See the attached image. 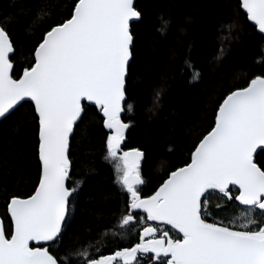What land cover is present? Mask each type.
<instances>
[{
	"label": "snow or ice",
	"instance_id": "6c2138e0",
	"mask_svg": "<svg viewBox=\"0 0 264 264\" xmlns=\"http://www.w3.org/2000/svg\"><path fill=\"white\" fill-rule=\"evenodd\" d=\"M6 6L18 11L0 17V119L23 103L30 106L37 179L26 193L8 192L5 184L8 227L0 221V264H138L149 254V264H264V162L256 159L264 152V71L227 91L186 159L144 194V153L123 147L130 122L121 119L133 59L131 23L141 16L134 0H72L58 20L51 19V0H34L31 7L8 0ZM239 8L264 33V0H239ZM41 21L50 22L32 46L30 62L14 74L16 46L9 27L30 32ZM234 32L233 24H221L219 55ZM185 61L186 69L194 68L187 55ZM198 78L194 73L192 79ZM164 92L163 85L154 91V109ZM85 102L101 114L105 160L123 198L117 224L101 237L118 236L130 246L103 254L99 241H89L61 256L48 244L61 239L82 184L72 181L69 187L71 140ZM0 165L6 182L13 165L4 155ZM210 193L246 211L214 219ZM257 210L259 220L253 218Z\"/></svg>",
	"mask_w": 264,
	"mask_h": 264
},
{
	"label": "trees",
	"instance_id": "16d2710c",
	"mask_svg": "<svg viewBox=\"0 0 264 264\" xmlns=\"http://www.w3.org/2000/svg\"><path fill=\"white\" fill-rule=\"evenodd\" d=\"M22 2L31 7L34 0ZM7 4L8 0H0V17L18 11ZM51 4L54 5L51 19L58 20L66 14L72 0H51ZM134 5L141 16L131 23L133 59L122 115L130 127L123 147H137L144 153L145 184L141 191L150 194L171 167L186 159L196 138L207 130L215 107L227 91L243 86L252 75L264 71V35L248 21L239 8V0H135ZM47 22L50 21H41L30 32L19 26L9 27L16 46L12 56L14 74L30 62L32 46ZM164 22L166 25L161 30ZM224 23L233 24L235 32L219 55V29ZM186 55L194 68H185ZM197 72L199 78L192 79ZM161 85L165 92L160 106L154 109L153 93ZM128 104L133 105L131 112L127 110ZM85 105L83 119L76 125L71 140L69 187L72 181L79 180L82 184L71 221L61 239L48 244L61 256L89 241H99L96 247L103 254L117 246H130L128 240L118 236L101 237L107 228L117 224L123 198L114 182L113 168L105 160L106 131L101 115L94 106ZM31 111L23 103L0 120V155L13 165L10 178L6 182L0 179V218L5 228L8 227L5 184L8 192L26 193L37 179ZM256 159L264 162V152H258ZM5 171L0 165V176ZM207 199L208 211L217 220H230L246 211L222 200L219 194L210 193ZM253 218L261 219L258 210ZM150 258V254L148 258L141 257L138 264H149Z\"/></svg>",
	"mask_w": 264,
	"mask_h": 264
},
{
	"label": "water",
	"instance_id": "95a60500",
	"mask_svg": "<svg viewBox=\"0 0 264 264\" xmlns=\"http://www.w3.org/2000/svg\"><path fill=\"white\" fill-rule=\"evenodd\" d=\"M134 3H135V0H134ZM245 14H246V12L243 10V9H241ZM247 16V15H246ZM139 19H137V20H133V22H136V21H138ZM249 21V20H248ZM132 22V23H133ZM251 24H253L254 25V23L253 22H251V21H249ZM255 26V25H254ZM257 29V28H256ZM257 31L259 32V30L257 29ZM260 33V32H259ZM261 34H263L264 35V33H261ZM86 104H88V105H92V104H89L88 102H85ZM92 106H94V105H92ZM95 107V106H94ZM101 115V114H100ZM122 115H123V112L121 113V119H122ZM1 120V119H0ZM257 155V154H256ZM0 221H2L1 220V218H0ZM32 245H34V246H37V245H39V246H45V243L44 242H30ZM50 244V243H49Z\"/></svg>",
	"mask_w": 264,
	"mask_h": 264
}]
</instances>
